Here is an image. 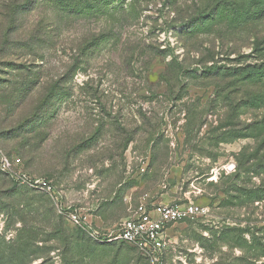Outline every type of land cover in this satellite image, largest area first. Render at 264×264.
Wrapping results in <instances>:
<instances>
[{
	"label": "rangeland",
	"instance_id": "374dc122",
	"mask_svg": "<svg viewBox=\"0 0 264 264\" xmlns=\"http://www.w3.org/2000/svg\"><path fill=\"white\" fill-rule=\"evenodd\" d=\"M125 2L139 18L93 55L78 48L109 20L38 7L13 23L0 7V135L15 136L0 139V158H20L26 175L53 188L18 187L0 173V237L33 245L30 264H153L107 235L143 201L186 202L207 211L170 228L160 264H264V175L253 160L242 165L264 148L239 138L264 105L236 108L264 99V0H221L218 15L217 0ZM207 10L206 26L185 34ZM39 23L51 35L33 50ZM60 80L69 97L32 134L33 83Z\"/></svg>",
	"mask_w": 264,
	"mask_h": 264
},
{
	"label": "trees",
	"instance_id": "16d2710c",
	"mask_svg": "<svg viewBox=\"0 0 264 264\" xmlns=\"http://www.w3.org/2000/svg\"><path fill=\"white\" fill-rule=\"evenodd\" d=\"M126 0H7L4 1L0 7H1V15L3 16L8 15L11 22L15 23L19 17V13L22 10H27L28 12H31L35 10L38 7L42 8H50L52 10L53 14H58L61 18H67L70 17H81L85 19H96V20H109V23L113 24L111 29H105V31L101 32L99 35H92L88 39H86L83 43L84 45H80L78 48V51L82 50L83 52L86 50L92 52V55L97 52L98 49H100L102 46H104L107 42L112 40L114 37H116L118 26L122 28L121 26L129 24V22H134V20H137L139 18L138 13V6L136 2L127 3ZM221 0H217L216 7H217V15L220 7ZM172 6L176 5V1L171 2ZM215 4V3H214ZM126 5V6H124ZM215 9V8H214ZM211 15V14H210ZM208 14V10L204 11L201 17L198 18H191L190 21H188L187 25L188 30H186L185 34L193 35L196 32V24L199 25V28H204L206 26V23L209 21V18H212ZM217 18L216 16H213V19ZM43 24L39 23L36 26V31L32 34L34 36L31 39L33 50H36L35 48L37 46L45 45V40L51 35V33L45 32L43 28L41 27ZM7 36V33H6ZM155 50V51H154ZM151 51H148L152 58L160 56L161 53L157 49H154ZM148 53V54H149ZM72 67V71H73ZM71 70V69H70ZM256 73L260 72L259 70H255ZM253 73H250L248 76H253ZM259 77L261 75H258ZM65 77V76H64ZM63 77V79H64ZM31 84V83H30ZM63 80L60 81H52V83H39L34 82L33 88L37 87L36 92V99L34 101V104L32 106V116L28 117L26 119V122L28 121L30 124L33 123L35 125V129L31 132L32 134L35 133L36 128L39 127L38 125L45 123L46 121H50L53 115H49L50 111H53L56 106L61 102L62 99H66L69 97L70 94V88L69 91L66 90L65 86L62 85ZM33 90V89H32ZM25 91L23 92V96L20 98L21 103H23L26 100ZM24 97V98H23ZM243 103V101H241ZM243 106L236 105L237 107H242V112L246 113L248 112V109H258L261 107V105H264V99H253V100H246L243 103ZM51 116L50 119L48 117ZM256 115V119L253 120L251 123L246 124L244 123V130H250L249 133H242L239 138H252L255 140V145H258L259 151L264 148V114L261 116ZM20 127H23L20 126ZM13 129L4 131L0 135V139H4L6 141L11 140L15 136H12ZM20 137V135L16 136ZM246 154V152L243 154V156ZM251 156V155H250ZM244 157L242 161V165H246L250 163V160H253L255 163V173L258 176L264 175V155L259 156L258 155H252V158ZM1 174L7 176L5 173L0 172ZM9 177V176H7ZM16 183V182H15ZM18 185V184H17ZM20 185H18L19 187ZM262 198V196H260ZM191 220V219H190ZM186 220V221H190ZM87 236V235H86ZM22 236L20 235L16 242L10 241L6 242L4 237H0V264H18L17 262H22V264H30L33 259L37 258L36 256L39 255L38 252L32 251L33 245L29 243V245L26 247L25 243L23 242L22 246H18V242H22ZM64 245L69 246L74 244L73 241H70L69 239L63 238ZM19 240V241H18ZM76 242L78 243H84L85 246L91 245H99L98 242L94 243L91 241H83L79 240V238H76ZM100 242V241H99ZM114 242H120L124 245L130 246L136 250L139 251L138 248L135 246L128 244L124 241H112L105 243H114ZM15 243V244H14ZM77 243V244H78ZM102 243V242H101ZM18 247V248H16ZM26 247V248H24ZM141 252V251H140ZM142 254V253H141ZM143 255V254H142ZM144 256V255H143ZM145 257V256H144ZM147 258V257H145ZM148 259V258H147Z\"/></svg>",
	"mask_w": 264,
	"mask_h": 264
},
{
	"label": "built area",
	"instance_id": "2783aa9c",
	"mask_svg": "<svg viewBox=\"0 0 264 264\" xmlns=\"http://www.w3.org/2000/svg\"><path fill=\"white\" fill-rule=\"evenodd\" d=\"M21 166L20 158L6 156L0 158V172L5 173L18 185L52 191L50 183L41 179H32L23 172ZM206 211V208L194 203L149 204L144 201L139 203L131 215L120 223L116 233L107 235L105 241H124L138 248L153 264H160L169 246L170 228L175 224L203 215ZM70 219L74 225L87 228L93 239H100V233L91 228L87 219H83L81 214L72 212Z\"/></svg>",
	"mask_w": 264,
	"mask_h": 264
},
{
	"label": "crops",
	"instance_id": "0c3cea01",
	"mask_svg": "<svg viewBox=\"0 0 264 264\" xmlns=\"http://www.w3.org/2000/svg\"><path fill=\"white\" fill-rule=\"evenodd\" d=\"M144 202V201H143ZM147 203H149V204H172V203H175V202H165V201H156V202H153V201H146ZM200 207H202V206H200ZM205 208V207H204ZM179 224V223H178ZM175 225H177V224H175ZM175 225H173V226H175ZM172 226V227H173Z\"/></svg>",
	"mask_w": 264,
	"mask_h": 264
}]
</instances>
